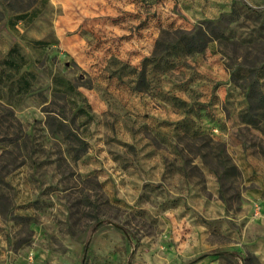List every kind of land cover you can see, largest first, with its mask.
Wrapping results in <instances>:
<instances>
[{"label": "rangeland", "instance_id": "374dc122", "mask_svg": "<svg viewBox=\"0 0 264 264\" xmlns=\"http://www.w3.org/2000/svg\"><path fill=\"white\" fill-rule=\"evenodd\" d=\"M254 79L264 0H0V264H264Z\"/></svg>", "mask_w": 264, "mask_h": 264}, {"label": "trees", "instance_id": "16d2710c", "mask_svg": "<svg viewBox=\"0 0 264 264\" xmlns=\"http://www.w3.org/2000/svg\"><path fill=\"white\" fill-rule=\"evenodd\" d=\"M46 1V0H45ZM30 8H26L23 10L18 11L20 13L17 15V20L22 21L24 19L30 18L32 19L37 15V13L28 12ZM166 34H170V32H165ZM175 41L173 44H165V42L158 41L157 43V49L158 51H163V49H168L169 51H173L176 54H196V53H202L206 50L209 43L212 41L218 39L219 33L216 32V28H212L210 25H208L206 28L199 27L196 30L184 32L181 30H176L175 32H172ZM16 52V49L12 50L9 53V56L7 57L6 61L10 64L11 68L13 70H18L20 67L19 64L14 59V53ZM148 60V59H147ZM248 93L247 97L249 101H251L252 108L262 109L264 110V93L261 89V84L259 80H253L251 83L248 84Z\"/></svg>", "mask_w": 264, "mask_h": 264}]
</instances>
